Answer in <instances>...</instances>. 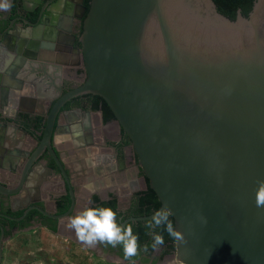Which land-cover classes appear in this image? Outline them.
Wrapping results in <instances>:
<instances>
[{"label":"water","instance_id":"water-1","mask_svg":"<svg viewBox=\"0 0 264 264\" xmlns=\"http://www.w3.org/2000/svg\"><path fill=\"white\" fill-rule=\"evenodd\" d=\"M12 1L0 10L5 76L24 63L33 48L27 28L43 25L51 6L34 0L30 21ZM79 39L87 78L47 115L42 139L52 155L62 103L99 95L129 135L157 211L169 208L187 241L175 240V261L264 264V206L256 205L264 181V0H253L246 16L237 9L234 19L213 0H90ZM7 116L0 104V119ZM8 154L0 152L2 162Z\"/></svg>","mask_w":264,"mask_h":264},{"label":"flooded vegetation","instance_id":"flooded-vegetation-1","mask_svg":"<svg viewBox=\"0 0 264 264\" xmlns=\"http://www.w3.org/2000/svg\"><path fill=\"white\" fill-rule=\"evenodd\" d=\"M47 1L40 0L39 5ZM89 1L47 3L51 6L44 24L27 28L33 48L25 50L24 63L12 70L15 74L10 79L0 74V104L8 111V119H0V152H9L3 162L0 159L4 165L0 183L6 192H0V264L5 242L30 229H45L79 244L68 221L88 207L112 208L118 213V223L131 224L133 233L141 236V250L131 260L125 259L122 245L97 244L90 247L94 251L150 264L174 252L170 240L158 250L143 251L144 245L153 242L146 224L159 209V200L129 135L104 99L91 92L69 96L55 116L50 135L56 157L43 142L53 103L81 87L87 78L79 28ZM36 4L34 0L12 1V5L25 6L19 14L30 21L36 16L28 10Z\"/></svg>","mask_w":264,"mask_h":264},{"label":"clouds","instance_id":"clouds-1","mask_svg":"<svg viewBox=\"0 0 264 264\" xmlns=\"http://www.w3.org/2000/svg\"><path fill=\"white\" fill-rule=\"evenodd\" d=\"M11 7L10 0H0V10L8 11ZM77 126H73L75 129ZM78 135L80 133H77ZM257 207L264 206V181L259 183L256 193ZM172 212L164 207L157 211L151 220L146 224L151 229L153 250H158L164 244V237L156 229L163 228L178 242L187 243L183 234L173 227L169 217ZM118 213L110 207H88L78 212L74 217H70L68 227L75 231L77 239L88 247H95L97 244L110 245L116 247L123 246L126 260L139 254L141 246L138 235L133 233L131 224L121 225L117 221ZM148 250V245L143 246V251Z\"/></svg>","mask_w":264,"mask_h":264},{"label":"rangeland","instance_id":"rangeland-1","mask_svg":"<svg viewBox=\"0 0 264 264\" xmlns=\"http://www.w3.org/2000/svg\"><path fill=\"white\" fill-rule=\"evenodd\" d=\"M174 252L158 264H180ZM161 259V257L159 258ZM1 264H150L104 259L90 247L73 243L64 235L41 228L15 234L4 244Z\"/></svg>","mask_w":264,"mask_h":264},{"label":"trees","instance_id":"trees-1","mask_svg":"<svg viewBox=\"0 0 264 264\" xmlns=\"http://www.w3.org/2000/svg\"><path fill=\"white\" fill-rule=\"evenodd\" d=\"M216 4L217 10L224 14L225 16L229 17L230 19H234L236 15V10L240 9L241 13L246 16L247 12L249 11L250 7L252 6L253 0H213ZM160 202L157 203V207H159ZM172 224L174 223L172 216L169 217ZM158 233H161L164 237V243L167 240L171 241L170 248L174 251L175 250V239L171 237L167 231L163 230V228L156 229ZM138 237L141 238L140 235ZM149 250L152 248L151 245L148 246Z\"/></svg>","mask_w":264,"mask_h":264},{"label":"crops","instance_id":"crops-1","mask_svg":"<svg viewBox=\"0 0 264 264\" xmlns=\"http://www.w3.org/2000/svg\"><path fill=\"white\" fill-rule=\"evenodd\" d=\"M17 26H18V27H19V26H21V23H20V22H18V23H17ZM25 35H27V36H28V35H29V33H27V34H25ZM21 65H22V64H21ZM23 67H27V65H26V64H24V65H23ZM23 74H24V73H23ZM5 77H6L7 79H10L9 75H6ZM2 84L9 85V83H8L7 81H6V82L2 81ZM2 87H3V86H2ZM13 109H14V108H12V111H13Z\"/></svg>","mask_w":264,"mask_h":264}]
</instances>
